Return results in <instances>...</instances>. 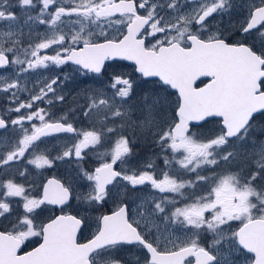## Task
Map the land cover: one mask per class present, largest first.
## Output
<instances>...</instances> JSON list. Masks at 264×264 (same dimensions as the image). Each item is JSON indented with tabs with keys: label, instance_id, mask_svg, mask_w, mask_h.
<instances>
[{
	"label": "snow or ice",
	"instance_id": "obj_1",
	"mask_svg": "<svg viewBox=\"0 0 264 264\" xmlns=\"http://www.w3.org/2000/svg\"><path fill=\"white\" fill-rule=\"evenodd\" d=\"M214 17L221 20L210 24ZM0 22V92L10 105L0 111V132L9 133L0 151V264H125L116 253L126 246L142 252L135 264H264V0H0ZM109 61H132L159 86L109 73ZM69 63L99 86L84 87L75 107L56 116L69 76L38 78L31 88L22 81ZM201 77L208 83L195 87ZM168 88L178 93L174 103ZM217 118L212 129L191 130ZM82 121L89 127L76 126ZM57 134L65 138L50 147ZM141 138L156 155L130 165ZM90 154L91 170L83 166ZM57 162L69 164L63 181L28 180L29 165ZM199 185L207 190L195 195ZM14 197L23 212L9 219ZM109 200L110 214H88ZM41 206L60 214L38 222ZM230 221L241 226L232 231ZM93 224L81 242L78 233ZM33 237L41 242L23 251Z\"/></svg>",
	"mask_w": 264,
	"mask_h": 264
},
{
	"label": "flooded vegetation",
	"instance_id": "obj_2",
	"mask_svg": "<svg viewBox=\"0 0 264 264\" xmlns=\"http://www.w3.org/2000/svg\"><path fill=\"white\" fill-rule=\"evenodd\" d=\"M16 11L19 13V9H16ZM237 19V17H233V20ZM221 18L220 17H214L213 19H211L209 21V23H214L217 21H220ZM229 23V18L227 16H225L223 18L222 23H220V27H224ZM5 24L3 22H0V31L5 30ZM46 25H38L36 27V31L37 32H44L46 29ZM28 28L25 27L24 32L27 33ZM26 38H25V46H26ZM45 53L48 55H53L54 52L52 50H45ZM42 53V54H45ZM21 58L23 59V55H21ZM106 64L108 65V72L112 73L113 72V68L115 67L118 71L120 72H124L126 74H128L129 76L132 77L133 80L136 81L137 84L141 85L142 88L144 89H152L154 87H158L159 86V78L156 77H151V78H143L140 76L139 73L135 72V66L133 62L130 61H119L117 64H113V62L109 61L106 62ZM75 69V66L72 65L71 63L67 64V65H63L60 67H55V66H51L49 69H44V70H38V72L31 74L28 79L26 81H22L24 83L27 84V86L29 88H31L33 86V84L35 83L36 79H43V75H44V79H47L48 77H50V73L51 70H53L54 72H56V76H60L61 79H63V77L67 74L69 76L68 83L70 85H72V87H74L73 92H69V93H64L66 94V98L63 104H56L54 106V108L52 109V111L56 114V116L61 115L64 112H67L70 108L75 107V104L73 103V100L75 98L78 97V94L80 93L79 90H82L84 87L86 86H99V85H94L93 84V80L90 79V77L95 76V74H77L75 71H72ZM5 73L0 71V75H4ZM80 79V80H79ZM95 79L97 80H106V76L105 75H101V76H96ZM209 78L207 77H203L200 78L196 83H195V87H202L204 84L208 83ZM66 81V80H65ZM167 87V86H165ZM168 92L171 93L170 98H174L175 101L178 99V93L176 90L168 88ZM28 93H22L21 94V98L22 99H26L27 98ZM6 96L7 94L0 92V111H2L4 108L9 107L10 105L6 102ZM80 103H83L82 100H80ZM12 107H15V105H11ZM40 107H45L46 105L41 103L39 105ZM24 110H22L23 113ZM13 118H15V114H13ZM78 127H84V128H88L89 125L87 122L82 121L80 124L76 125ZM191 127V130L194 131L195 129H197V127ZM8 136L9 133H4V132H0V151H3L6 149V145L8 142ZM64 139V135L63 134H57L53 137H49L47 143L49 144V146L51 147L52 145L57 143V139ZM43 147V145H42ZM110 147V146H109ZM59 151V148L57 147L56 149H54L52 151V155H56L57 152ZM100 151H103V149H100ZM132 151H133V155L129 160V164L130 165H136L144 160H146V158L149 157H154L156 154V149L154 148L153 145H151L150 143H145L144 140L138 139L134 146H132ZM96 161V157L93 155H89V157L86 159V162L84 163V167L86 169L91 170L94 166H96L95 164ZM155 164L158 166V168L163 169L164 165H163V160L162 159H156L155 160ZM16 166H19L18 164ZM14 166L12 169L9 170V176L4 177V179L10 178L14 173H15V167ZM69 171V164L68 163H64V162H57L56 165L54 167H52L51 169H36L34 166L29 165L28 166V172L30 173L28 180L30 182H35L36 184H40L42 182H46V180L48 178H51L53 176L61 179L62 181L64 180V178L67 176ZM0 175H2V173H0ZM158 178H162V176L158 177ZM189 178H193V177H185V179H189ZM17 182L18 183H24L25 181L22 178H19L18 176L16 177ZM27 187V184H26ZM83 189H78L79 191H82ZM203 185H199L196 189L191 190L195 192V195H202L203 192ZM37 191H39V189H37L36 191H33L32 195H36ZM152 193L151 189L146 190L145 192H141L139 193V195L143 198L144 196H150ZM187 195V193H186ZM175 199H177V201H179V197H174ZM253 200V202H255V198H251ZM12 202H13V216L9 217V219H12L16 214L23 212V208H22V199L20 197H14L11 198ZM190 202V201H187ZM72 204L73 207H75L77 204L80 203L79 200L73 198L70 202ZM137 203H139V201H137ZM176 206H182L179 202L176 204ZM131 210L134 213L135 212V205H131ZM116 208V204L113 203L111 200H109L102 208L99 209V211L95 212V213H99L101 214H108L111 211L115 210ZM66 212H71L72 208H65ZM37 213H38V222L39 221H44L47 222L48 218L50 216H54V215H59V209L57 206H41L40 209H37ZM92 214V213H89ZM207 215V214H206ZM135 218V217H133ZM0 222L3 223H7V220H5L4 218L0 217ZM231 223H233V225L235 226L237 221H232ZM241 225V223L239 224ZM239 227V226H238ZM0 230H3L2 228H0ZM78 237L80 239L81 242H84L86 239L91 237V229H85L82 232L78 233ZM40 238L39 237H33L30 238L25 245L22 246L23 251H30L32 248L36 247L39 244ZM125 248L128 249H134L137 250L138 246H126ZM138 251V250H137ZM139 253H135V257L138 256V254L141 256L142 252L138 251ZM253 256V254H249V257L251 258ZM120 258L122 260L125 261V264H134V262L131 261H127V259H125L124 257H117ZM191 262L194 261L193 257H189L188 258Z\"/></svg>",
	"mask_w": 264,
	"mask_h": 264
},
{
	"label": "rangeland",
	"instance_id": "obj_3",
	"mask_svg": "<svg viewBox=\"0 0 264 264\" xmlns=\"http://www.w3.org/2000/svg\"><path fill=\"white\" fill-rule=\"evenodd\" d=\"M72 71H74V70H72ZM49 76L50 77L56 76V72H54L53 70H51V73H50ZM43 79H44V75H43ZM64 85L65 86L63 87V91L65 93L73 92L74 87H72V85H70L68 83V80L64 81ZM79 91L81 92V90H79ZM170 100L173 103L175 102V99L172 98V97L170 98ZM217 121L218 120H213L208 125H204L202 128H197L193 132H201V131H207L208 129H212L217 124ZM260 122H261V118L260 117H257V125ZM217 171H219V170H217ZM232 171H236V169H232ZM201 174L208 175L210 173L206 171V172H203ZM207 187H208L207 185H203V190H202L203 194L206 192ZM89 215L99 216L100 214L99 213H92V214H89ZM231 222L232 221L229 222V225H230V228H231L232 231L237 230L238 226H240L239 224L241 223L240 221H237L236 225L234 226L233 223H231ZM94 228H95V225L93 224L92 227L90 228L91 229V232H92V230H94ZM176 235H181V233H176ZM203 236L205 238V242L211 240V234L205 233V234H203ZM135 253H139V252L137 250H134V249L123 248L122 250H120L119 252L116 253V256L117 257H124L125 259H127V261L134 262V264H135ZM138 256H140V255L138 254Z\"/></svg>",
	"mask_w": 264,
	"mask_h": 264
},
{
	"label": "water",
	"instance_id": "obj_4",
	"mask_svg": "<svg viewBox=\"0 0 264 264\" xmlns=\"http://www.w3.org/2000/svg\"><path fill=\"white\" fill-rule=\"evenodd\" d=\"M130 62H132V61H130ZM134 63V62H133ZM156 78H158V77H156ZM201 78H203V77H201ZM193 123H196V122H193ZM108 214H110V213H108ZM38 246V245H37ZM36 246V247H37ZM194 258V257H193ZM192 264H195V260H194V262L192 263Z\"/></svg>",
	"mask_w": 264,
	"mask_h": 264
}]
</instances>
